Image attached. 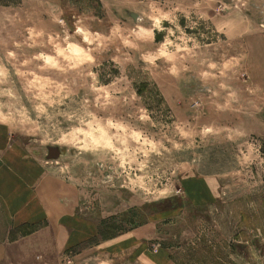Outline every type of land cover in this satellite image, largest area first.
Here are the masks:
<instances>
[{
	"label": "rangeland",
	"instance_id": "1",
	"mask_svg": "<svg viewBox=\"0 0 264 264\" xmlns=\"http://www.w3.org/2000/svg\"><path fill=\"white\" fill-rule=\"evenodd\" d=\"M11 154L60 182L0 264H264V0H0Z\"/></svg>",
	"mask_w": 264,
	"mask_h": 264
},
{
	"label": "crops",
	"instance_id": "2",
	"mask_svg": "<svg viewBox=\"0 0 264 264\" xmlns=\"http://www.w3.org/2000/svg\"><path fill=\"white\" fill-rule=\"evenodd\" d=\"M48 1L59 2L60 0ZM47 180L60 182L58 179L42 175L39 170L34 169L32 164L23 163V160L16 155L11 154L9 159L0 163V207L3 209L10 229H15L17 226L27 223L38 224L45 220L48 222H50L49 220L56 221L52 211L40 194L41 187ZM206 182L207 186L203 183V180L195 176L190 177L186 181V184L190 187H197L198 195L195 201L201 203L213 200L214 181H211V183L209 181ZM43 230L44 228L41 227L37 232L30 234L25 239H30L39 232H43ZM128 239L130 237L124 240ZM15 243H17V240L12 239L10 244L14 246ZM10 244L5 245L0 242V251L4 246Z\"/></svg>",
	"mask_w": 264,
	"mask_h": 264
}]
</instances>
